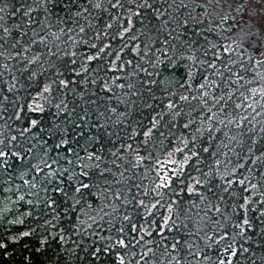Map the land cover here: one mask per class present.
Returning <instances> with one entry per match:
<instances>
[{"label": "trees", "instance_id": "1", "mask_svg": "<svg viewBox=\"0 0 264 264\" xmlns=\"http://www.w3.org/2000/svg\"><path fill=\"white\" fill-rule=\"evenodd\" d=\"M263 1L0 0V264H264Z\"/></svg>", "mask_w": 264, "mask_h": 264}, {"label": "rangeland", "instance_id": "2", "mask_svg": "<svg viewBox=\"0 0 264 264\" xmlns=\"http://www.w3.org/2000/svg\"><path fill=\"white\" fill-rule=\"evenodd\" d=\"M263 3H264V1L262 2V5H263ZM261 8H263V7H261ZM260 21L264 22V14H261ZM38 100H39V96H38ZM38 100H34L33 101V105H37L38 104Z\"/></svg>", "mask_w": 264, "mask_h": 264}]
</instances>
